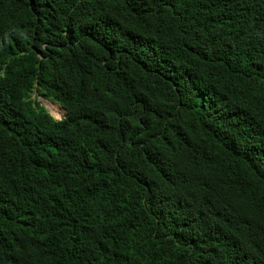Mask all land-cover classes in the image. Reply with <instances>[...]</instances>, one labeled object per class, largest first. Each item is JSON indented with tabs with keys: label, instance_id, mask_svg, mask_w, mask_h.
<instances>
[{
	"label": "trees",
	"instance_id": "16d2710c",
	"mask_svg": "<svg viewBox=\"0 0 264 264\" xmlns=\"http://www.w3.org/2000/svg\"><path fill=\"white\" fill-rule=\"evenodd\" d=\"M0 264H264V0H0Z\"/></svg>",
	"mask_w": 264,
	"mask_h": 264
},
{
	"label": "rangeland",
	"instance_id": "374dc122",
	"mask_svg": "<svg viewBox=\"0 0 264 264\" xmlns=\"http://www.w3.org/2000/svg\"><path fill=\"white\" fill-rule=\"evenodd\" d=\"M34 97L39 100V102L42 106L47 108V110L52 114V116L56 120H61L62 118L66 117V111L64 112L63 108L59 104L53 103L49 100H45L42 97H37L36 93H35Z\"/></svg>",
	"mask_w": 264,
	"mask_h": 264
}]
</instances>
